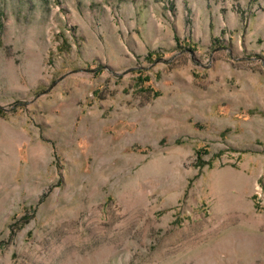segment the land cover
<instances>
[{"label":"rangeland","instance_id":"374dc122","mask_svg":"<svg viewBox=\"0 0 264 264\" xmlns=\"http://www.w3.org/2000/svg\"><path fill=\"white\" fill-rule=\"evenodd\" d=\"M0 264H264V0H0Z\"/></svg>","mask_w":264,"mask_h":264}]
</instances>
